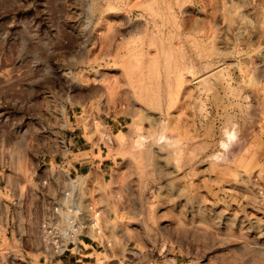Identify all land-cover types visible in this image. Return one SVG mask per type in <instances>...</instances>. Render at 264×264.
Masks as SVG:
<instances>
[{"label":"rangeland","instance_id":"1","mask_svg":"<svg viewBox=\"0 0 264 264\" xmlns=\"http://www.w3.org/2000/svg\"><path fill=\"white\" fill-rule=\"evenodd\" d=\"M53 155L99 232L50 264H264V0H0V264Z\"/></svg>","mask_w":264,"mask_h":264},{"label":"built area","instance_id":"2","mask_svg":"<svg viewBox=\"0 0 264 264\" xmlns=\"http://www.w3.org/2000/svg\"><path fill=\"white\" fill-rule=\"evenodd\" d=\"M65 159L60 156L53 172L50 163L39 164L34 173L43 178L37 181L36 189L9 203L11 224L23 232L31 226L36 228L39 253L46 264L67 255H78L85 234L99 232V210L92 199L84 197L83 177L58 176ZM48 187L50 192L45 190Z\"/></svg>","mask_w":264,"mask_h":264},{"label":"crops","instance_id":"3","mask_svg":"<svg viewBox=\"0 0 264 264\" xmlns=\"http://www.w3.org/2000/svg\"><path fill=\"white\" fill-rule=\"evenodd\" d=\"M75 147L76 146H74V148L72 149V152H74ZM70 154H71V152H70ZM70 154H69V156H70ZM78 154H79V152H78ZM61 156H63V155H61ZM65 157H66L65 161H61V162L64 164V167H67L66 169H71L74 172V174H83V173H85L86 170H91L90 163H88L84 160H82V162L79 160L73 162L71 160L69 161V158L66 155H65ZM59 159H60V155H59V157H56V158H55V155H53L51 160L55 161L54 163L57 164L58 163L57 161H59ZM1 183L4 184L2 187H0L1 191H3L5 194L10 193V189L7 187L6 182H4V178H3V175H2L1 169H0V186H1ZM18 190L19 189H17V191ZM8 196L10 197L11 201H9V202H8V200L2 201L3 205H5V204L9 205V203H13L15 198H16L13 194H8ZM17 198H19V197L17 196ZM61 261H63L64 263L66 262V260L65 261L61 260ZM69 264H72V263H69Z\"/></svg>","mask_w":264,"mask_h":264},{"label":"bare ground","instance_id":"4","mask_svg":"<svg viewBox=\"0 0 264 264\" xmlns=\"http://www.w3.org/2000/svg\"><path fill=\"white\" fill-rule=\"evenodd\" d=\"M152 124L154 125V124H155V122H154V123L152 122ZM180 171H181V170H180ZM180 171H179V172H180Z\"/></svg>","mask_w":264,"mask_h":264}]
</instances>
